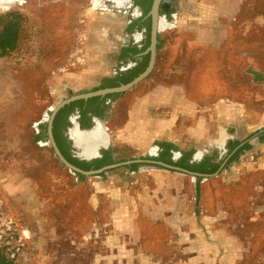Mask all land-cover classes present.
I'll return each mask as SVG.
<instances>
[{
  "label": "rangeland",
  "instance_id": "rangeland-1",
  "mask_svg": "<svg viewBox=\"0 0 264 264\" xmlns=\"http://www.w3.org/2000/svg\"><path fill=\"white\" fill-rule=\"evenodd\" d=\"M197 1L183 27L163 30L150 76L108 103L100 122L111 143L140 97L175 83L199 102L198 119L228 136L219 147L174 149L176 162L190 154V164H221L228 144L261 127L264 0ZM16 2L0 5V16L23 17L18 48L0 59V199L35 233L34 254L20 264H264V170L250 165L252 148L201 180L147 166L81 178L48 139L35 140L52 108L129 65L119 59L129 39L125 14L96 10L102 0ZM120 139L109 146L117 157L157 153V144L141 152Z\"/></svg>",
  "mask_w": 264,
  "mask_h": 264
},
{
  "label": "crops",
  "instance_id": "crops-1",
  "mask_svg": "<svg viewBox=\"0 0 264 264\" xmlns=\"http://www.w3.org/2000/svg\"><path fill=\"white\" fill-rule=\"evenodd\" d=\"M193 1L194 4L199 2L197 0ZM195 7L196 5L188 7L190 10L189 14L196 13ZM184 22H188V20H184ZM178 26H182L180 20L178 21ZM197 31L201 33V31ZM197 31L193 32L197 33ZM205 37L201 38L204 39ZM198 106L199 102L191 98L185 85L181 83L157 85L133 104L129 112L127 128L117 131L116 134L114 133L115 136L113 138L115 141L121 138L120 142L134 143L141 152L146 151L150 144L157 143L172 144L178 150L192 148L199 150L206 144L212 143L211 141H214L218 147L221 144L225 145L228 136H226L222 126L220 125L216 133L213 134L211 127L206 126L204 119L202 117L200 120L198 119ZM195 115L197 119L196 125L190 126L187 121L191 116L194 117ZM261 119V127L251 133L264 128V114L261 115ZM75 124L74 128L70 129L69 139L78 145H82L83 153L86 156L96 154L98 149L100 155L101 148H109L110 144L115 142L111 143L112 134L103 128L100 120L96 121V126L93 129L84 130L85 132L76 129ZM229 139L233 138L229 137ZM234 139L237 138L235 137ZM250 144L252 146V161L250 165H259L264 170V141L259 136L251 139ZM154 150L158 152L159 148L157 145Z\"/></svg>",
  "mask_w": 264,
  "mask_h": 264
},
{
  "label": "trees",
  "instance_id": "trees-1",
  "mask_svg": "<svg viewBox=\"0 0 264 264\" xmlns=\"http://www.w3.org/2000/svg\"><path fill=\"white\" fill-rule=\"evenodd\" d=\"M23 17L17 12H11L5 15L0 16V59H5L9 57L13 52L16 51L19 45L21 37V26H22ZM161 48V45L158 46V49ZM138 53V50H133V54H129L128 50H125L122 58L132 57ZM150 63V55L142 57L141 61L138 64L125 72H122L115 76L114 78H107L103 82V86L98 88L95 91L107 88H116L122 84H129L139 75L144 73L148 68ZM119 96V94L107 95L104 98L94 97L88 101L79 100L72 102L65 107H63L58 114L56 115L53 122V135L56 141V144L61 151L65 159L75 164L78 168L84 171L98 170L105 167L108 164V161L111 157V150L104 151L105 157L103 159H96L92 163L86 161H81L78 158L73 157L72 155V144L67 138L66 129L70 126L69 118L76 111L77 108L81 110V124L82 128L88 129L92 127V117H103L106 113L108 106L105 105L107 100H113ZM44 131L41 134H38L35 138L36 141L48 139L47 131L48 124L41 127ZM255 135V134H254ZM252 135V136H254ZM250 136L249 139L252 137ZM249 139L244 142H233L228 145L229 148V158L228 162L236 160V158L244 151L251 149L249 144ZM264 141V136L262 137ZM162 148L165 149V152L161 155L160 160L167 161L169 164L176 167L183 168L184 170L192 173H199L204 175H214L218 173L221 169L220 164L215 163L213 157H207L203 162L199 164H190V154H187L178 162L172 161V150L175 149V146L168 143L160 144ZM132 169H135L133 167ZM84 178V175L80 176ZM202 178H199L201 180ZM199 196V188H198ZM0 264H16L13 261H10L4 254L2 248L0 247Z\"/></svg>",
  "mask_w": 264,
  "mask_h": 264
},
{
  "label": "flooded vegetation",
  "instance_id": "flooded-vegetation-1",
  "mask_svg": "<svg viewBox=\"0 0 264 264\" xmlns=\"http://www.w3.org/2000/svg\"><path fill=\"white\" fill-rule=\"evenodd\" d=\"M26 0H14L13 2L16 3H23ZM90 2H92V0H88ZM155 0H102V6L96 10H112L115 11L121 16L122 14H125L124 18H125V24H123V28H122V37L125 39H129V43H123L122 47L120 48V61L126 63L128 61V66L127 67H122L120 69V73L128 71L132 68H134L139 61H141L142 57L146 56V55H150V59H151V51H150V47L152 46V34H153V30H154V24H155V20H154V16L152 14V9L154 6ZM193 3V4H192ZM198 3V2H197ZM93 5V3H92ZM190 5H196L194 4L193 0H160L159 3V8H158V14H159V19H158V35H157V39H158V44H157V51H158V46L161 45V34L163 32V30H167V29H172V28H177L178 26V21H182L183 20V13L184 12H188L187 10L188 7ZM196 9V7H195ZM194 13V12H193ZM121 23V22H120ZM122 24V23H121ZM130 39H132L130 41ZM125 50H128L129 54H133V50H138V53L135 54L132 57H127L125 59L122 58V55L124 54ZM110 78V77H107ZM104 78L102 80V86H103V82L105 79ZM114 78V77H112ZM110 102V99L106 101L105 105L108 106V103ZM81 110L79 108L76 109V111L71 115V117H73V115L75 116V120L76 122L80 125V128L82 130H91L96 126V121L95 120H100L103 119V117H92V127L88 128V129H84L82 128V124H81ZM71 117L69 118V124L70 126H72L74 128V122H72ZM72 127H68L66 129L69 130ZM255 134V135H254ZM254 135V136H252ZM264 135V128L259 129L257 131H255L254 133H252L250 136H252L250 139L249 137L246 139H249V144H250V140L255 138V137H259L262 138ZM245 140V141H246ZM160 144L162 143H157V146L159 148L158 152L155 154H151L149 153V155H145L142 156V158H135L132 160H128V159H123L120 157H117L114 153V151L110 148H101L100 149V155H98L96 158H92V159H85L83 156H81V154L78 152V150L76 148L73 147L72 144V155L75 158H78L81 161H86L88 163H92L94 160L96 159H103L105 157L104 155V151H108L111 150V157L108 161V164L103 167L100 168L98 170H92V171H84L80 168H78L75 164L70 163L72 166H74L75 168L79 169L80 171L83 172H94V171H99L102 170V172L98 175H105L110 171H117V170H122V169H127L130 170L132 172L134 171H138L140 169L141 166H147L150 168H159V169H164V170H174L177 172H183V168L180 167H176L174 165L169 164L167 161H162L160 160L161 155L165 152V149L162 148L160 146ZM229 145V144H228ZM251 145V144H250ZM228 147V146H227ZM155 151V150H154ZM176 157L175 151L172 150V161L176 162L173 158ZM231 157V155L228 156V158L220 164L221 169H224L225 165H226V161L229 160V158ZM216 163V162H215ZM65 166V165H63ZM167 166H171L174 169H170ZM133 167H135V169H132ZM175 169H179L175 170ZM186 171V170H185ZM219 171V172H220ZM74 174H76L78 177H80L81 174L79 172H72ZM192 173V172H190ZM194 174H198L200 176H196L198 178H206L210 175H204V174H199V173H192V175ZM84 176H90V175H84ZM92 176H96V175H92Z\"/></svg>",
  "mask_w": 264,
  "mask_h": 264
},
{
  "label": "water",
  "instance_id": "water-1",
  "mask_svg": "<svg viewBox=\"0 0 264 264\" xmlns=\"http://www.w3.org/2000/svg\"><path fill=\"white\" fill-rule=\"evenodd\" d=\"M159 3L160 0H155L153 9H152V14L154 16V20H155V24H154V30H153V34H152V46L150 47V51H151V59H150V63L148 68L146 69V71L144 73H142L141 75H139L136 79H134L132 82H130L129 84H122L119 87L116 88H107V89H101L98 91H94V92H89V93H83V94H78V95H72L69 98L63 100L62 102H60L58 105H56L54 108H52L51 114L49 116L48 119V131H47V135H48V140H49V144L52 147V149L55 152L56 157L59 159V161L65 165V167H67L71 172H79L81 174L84 175H98L102 172V170L99 171H94V172H89V173H85L83 171H80L79 169L75 168L74 166H72L66 159L65 157L62 155L61 151L59 150L56 141L54 139V135H53V122L54 119L56 117V115L58 114V112L65 107L66 105L75 102V101H79V100H85L88 101L91 98L94 97H102L104 98L107 95H112V94H121V93H125L133 88H135L141 81H143L144 79L148 78L150 76V74L152 73V71L155 68L156 65V61H157V44H158V39H157V35H158V19H159V14H158V8H159ZM75 121V118L72 119V122ZM97 121V120H95ZM74 122V124H75ZM75 128L78 130H81L83 132H85L84 130H82L80 128V125L76 122L75 124ZM70 140V139H69ZM72 140V139H71ZM73 141V140H72ZM73 147L76 148L77 150H80V154L81 156H83L85 159H92V158H96L99 155V149L96 151V154L92 155V156H86L84 155L83 151V146L82 145H78L77 143H75L74 141L72 142ZM170 169H174L171 166H167ZM180 171L179 169H175ZM184 173L187 174H192L188 171L183 170ZM194 176H200L198 174H194Z\"/></svg>",
  "mask_w": 264,
  "mask_h": 264
},
{
  "label": "built area",
  "instance_id": "built-area-1",
  "mask_svg": "<svg viewBox=\"0 0 264 264\" xmlns=\"http://www.w3.org/2000/svg\"><path fill=\"white\" fill-rule=\"evenodd\" d=\"M34 235V231L11 214L0 199V247L6 257L16 264L31 259L35 249Z\"/></svg>",
  "mask_w": 264,
  "mask_h": 264
},
{
  "label": "bare ground",
  "instance_id": "bare-ground-1",
  "mask_svg": "<svg viewBox=\"0 0 264 264\" xmlns=\"http://www.w3.org/2000/svg\"><path fill=\"white\" fill-rule=\"evenodd\" d=\"M14 0H0V5H8L10 3H12ZM74 122V121H73Z\"/></svg>",
  "mask_w": 264,
  "mask_h": 264
}]
</instances>
